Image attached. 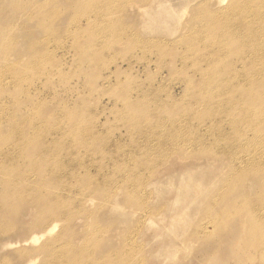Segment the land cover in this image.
<instances>
[{"label": "rangeland", "instance_id": "374dc122", "mask_svg": "<svg viewBox=\"0 0 264 264\" xmlns=\"http://www.w3.org/2000/svg\"><path fill=\"white\" fill-rule=\"evenodd\" d=\"M22 1L21 8H11L25 22H13L10 32L17 35L6 31L11 24L0 23V135L10 131L9 119L19 123L31 116L27 125H44V131L62 125L59 153H76L70 167L77 169L78 185L61 194L60 201L71 205L70 217H51L53 201L47 197L60 192L42 173L49 166L43 156L31 162L39 171L28 170L29 164L16 174L10 168L17 161L8 153L0 156V264L63 262L71 251L82 254L87 238L96 245L94 264H264V177L247 191L231 168L237 155L246 153V162L258 158L254 150L264 143L261 110L234 112L235 130L230 116L201 99L207 64L193 66L189 57L199 46L188 47L185 37L203 0L154 6L155 12L169 4L174 8L159 31L141 28L145 16L139 9L147 0L118 5L116 0H77L81 4L70 14L65 3L62 25L55 24L49 0H36L40 10ZM215 2L210 1L211 9ZM86 3L97 7L95 15ZM28 14L33 20L26 19ZM255 132L259 138L252 140ZM189 172L188 185H199L198 196L179 186ZM87 199L95 205H87ZM177 213L186 216V226L169 236L165 230ZM49 219L58 221L55 233L29 242L44 232Z\"/></svg>", "mask_w": 264, "mask_h": 264}, {"label": "bare ground", "instance_id": "6f19581e", "mask_svg": "<svg viewBox=\"0 0 264 264\" xmlns=\"http://www.w3.org/2000/svg\"><path fill=\"white\" fill-rule=\"evenodd\" d=\"M120 1L123 0H116L115 4L118 5ZM162 1L165 0H147V4L145 8L139 9V11L145 16V21L143 25H141V28L143 27L142 29L147 31H152V30L159 31L161 29H165V27H163V24L166 23L164 18L174 16L175 13L173 12L174 8L170 4L162 12H155L153 9L154 6L159 7ZM210 1L212 0H203L197 5L198 7L196 8L195 11L196 15L193 19H191L190 23L188 24V33L185 37V44L188 47L191 48L193 44L199 46L198 50L195 51L196 52L195 55L192 54V57H189V60L191 61L193 66H198L200 62L203 60H205L207 64V70L205 71V74L201 76L202 79L199 83L200 84L199 88L206 90L205 92L200 94V97L201 99L204 100V103H209L212 101L211 104H215V106L218 109L216 111H219L224 117L230 116L229 123L231 124V127H233L235 130H237V128L239 129V122L237 124L234 121L237 120L236 118H234L233 115L234 112L235 114H237L236 111H242L244 113H247V110H251V112L248 113V115H251L254 113L253 109L261 110L260 120L262 121V124H259L261 126L264 124V0H228V1L216 0L213 9H211L212 7L210 6ZM65 3L68 4L66 9L67 11H65L66 14L67 13L70 14L74 10V8L80 6L81 4L77 0H49L48 6L53 7L51 10L57 16L54 19L55 22L57 21L55 23L56 25L57 24L62 25L63 24L62 21L66 18V16L63 15L61 12L62 10L61 8H63V10L65 9ZM28 4L33 5L36 10H40L41 8H43L41 5L36 4V0H29ZM224 4L225 7L216 10L217 7ZM23 5L24 4L22 0H0V23L1 25L11 24L9 25L10 28H8V30L6 31L10 32L11 30H13L12 28L13 22H24L23 20H21V18L15 17L16 14H13L11 12L12 7L17 6L21 8V6ZM87 6L89 11H92L93 14L96 13L95 9L97 7L95 6L93 7V4L92 5L87 4ZM94 15L92 16L94 17ZM31 16L32 15L28 14L26 16V19L29 21L33 20ZM77 20L75 22H78ZM20 34H21L20 37H23V33ZM10 35H12V33ZM16 35L17 32L15 30L13 31L12 37ZM37 35H38V30H34L32 36H37ZM183 39L181 40L183 41ZM140 45H142V43H140ZM146 45H148V43L143 44V46L145 47ZM215 45H219L220 48L218 51H215L213 49ZM34 63L35 65H37L36 62H33L32 64L33 66ZM17 77L19 79L16 80L19 83V81L22 79L18 75ZM188 84H190V81H188ZM24 90L26 89L24 88ZM208 91L211 94H209ZM231 93H234L235 98L228 99V96H231ZM7 111H8V106H7ZM254 115H257L256 111ZM235 117L238 116L235 115ZM33 118L34 117H32V119ZM62 118H58V119H62ZM27 119L19 123L18 121L15 120L11 121L10 119L6 121L7 127H10L11 124L12 127L10 131L6 133L4 136L0 135V156L3 157L6 153H8L10 154V157L12 159L17 161L16 164L11 163L12 167L10 168L12 173L16 174V172L20 173L23 167L28 166L29 164L30 166H28L29 167L28 170H30L33 173L39 171L37 166L36 165L33 166L34 164H32L31 162H33L34 159L33 157L36 156L39 157L42 155L44 160H46V164H48L49 166L44 165L43 169L42 167H39V169H42V173H44V175L50 177V179L53 181V184H55L58 187L59 189L58 191L60 192L56 194H51L52 198L47 197L46 195L47 198L53 201L54 209L50 213L52 214L51 217H57L61 215L63 217L64 215L66 216V218H68L70 217V213L72 211L71 205L69 203H63L60 200L62 199L61 194L70 193L72 186L78 185L76 179L78 176L75 174L77 169L75 171L72 165L70 167L71 160L75 152H72L73 150L72 151L70 150L67 153L64 152L65 154L59 153L60 146L62 144L60 145L58 141L59 136L57 134V131L58 129H60V131L63 130L61 129L62 125L61 128L57 127L58 129H54L52 127L53 129H51L50 131L49 129H47L48 131H44L45 129L40 130L42 126L41 122L39 123L41 125L40 128L38 127V124H36L35 122L33 123L36 125L34 127H30L27 125L30 119L29 121H27ZM58 119L56 120L59 122ZM33 120L39 122L40 119L37 117V119H33ZM44 120H46V118ZM30 123L31 122H29V124ZM65 123L66 121L64 122V124ZM251 126L254 127V125ZM26 129H31L32 132L26 134L25 133ZM248 129L249 127L247 126V130ZM81 132L82 131H80L79 133L81 134ZM63 133L62 134L60 133V139L62 138L61 135H63ZM86 135L88 136V134ZM166 135L168 137L171 136L169 130H166ZM257 135H259V132H255L252 140L258 139L259 137H257ZM71 137L68 136L67 138H71ZM178 138L183 139V133H180V135H178ZM71 139L68 140L63 139V141L67 140L66 142H69L70 144V142L72 141ZM36 140L38 141V144L35 143L33 145L34 147L33 148L31 147L32 149H30L29 148L30 143L35 142ZM83 140L80 142L83 143ZM84 141H86V139ZM159 142L161 145L162 141L160 140ZM26 143H27V147H26ZM86 143L87 142L83 144L86 145ZM247 143H249V141L245 140L243 142V145L245 144L247 145ZM66 144L68 145V143ZM83 148L84 150H86L85 147ZM86 152L88 154V151ZM254 153L259 155L258 158L255 160H251L249 162H246L244 160L246 153L241 154L240 156L237 155L233 160L232 162L233 166L231 167L233 170H235V173L239 172L238 177L236 178L237 180L241 179L244 182L245 185L244 187L247 189V191H252L251 189L253 187V183H255L256 181L257 182L262 181L261 175L264 177V169H263L264 165L262 164L264 157V143H257V147L256 150H254ZM77 154L79 155V153ZM87 154L85 153V156ZM82 156H84V154L81 155V157ZM65 161H67V163H65ZM72 164L74 166L77 163L75 164L72 163ZM79 165L78 167L80 168ZM73 170L75 171L74 173ZM191 174L192 172L186 173L185 176L187 177L185 179L184 178L181 179L183 186H181L182 184H180L179 186L180 188L190 187L192 195L198 196V194L200 193L199 185L195 184V182H193L192 185H188L189 182H191L190 181ZM29 178H34V176L32 175ZM66 179L68 180L65 183L64 181ZM105 182H107V180ZM90 183L93 184L91 180ZM170 183L172 184L171 181ZM3 186L5 189V187L9 186V184H5ZM106 189H109V186ZM18 190L21 193V189ZM95 190L98 189L97 188L93 189V191ZM132 190H137V188L135 189L132 187ZM89 191L90 190L85 191L83 192V194H87V192ZM14 193L15 195L19 194L16 191H14ZM24 194L27 193L24 192ZM102 203L103 205H106L108 201ZM86 204L92 207L93 205H95V201L92 199H87ZM66 210H67V214H66ZM48 222L49 223H47L46 226L43 228L44 232L40 233V235H34L33 237H31L29 242L36 244L40 239L55 233V231L59 227L58 221H56L55 219H49ZM169 222L171 228L169 230H165L166 231L165 233L169 236H175V232H178L181 229L183 230L184 223L186 226V216H184L182 213L181 214L177 213L172 217L171 221ZM58 240H59V236L55 239V242H57ZM95 246L96 245L92 243L91 239L87 238V240L83 245L82 254L79 253L73 256L74 252L71 251L72 255H70V257L68 258L64 256L62 258L63 262L52 261L51 264H94L93 259L95 256L94 255ZM168 248L171 249V247H167L166 250H168ZM29 264H34V262H30Z\"/></svg>", "mask_w": 264, "mask_h": 264}]
</instances>
